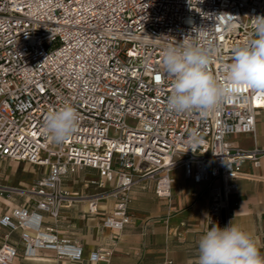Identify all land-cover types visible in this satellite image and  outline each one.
Wrapping results in <instances>:
<instances>
[{
	"label": "built area",
	"instance_id": "built-area-1",
	"mask_svg": "<svg viewBox=\"0 0 264 264\" xmlns=\"http://www.w3.org/2000/svg\"><path fill=\"white\" fill-rule=\"evenodd\" d=\"M254 16H264V0H0V162L47 169L27 189L0 183V200H27L0 220L8 231L0 264L41 251L54 252L58 262L83 260L79 243L44 223L46 215L59 221L63 208L83 200L91 214L98 212L97 197L65 188L68 177L84 170L98 173L91 184L115 203L106 230L118 234L133 223L137 186L171 200L178 168L209 190L204 233L216 223L227 226L238 180L254 178L244 163L258 168L264 158V150H244L230 138L255 135L264 91L242 88L207 116L171 113L173 77L162 54L178 45H211L209 70L221 76L233 49L254 38ZM66 103L78 112L77 130L54 149L44 120ZM129 119L138 127L128 126ZM193 132L202 141L194 152ZM113 255L98 249L90 261L109 264Z\"/></svg>",
	"mask_w": 264,
	"mask_h": 264
},
{
	"label": "crops",
	"instance_id": "crops-1",
	"mask_svg": "<svg viewBox=\"0 0 264 264\" xmlns=\"http://www.w3.org/2000/svg\"><path fill=\"white\" fill-rule=\"evenodd\" d=\"M230 142L244 150L255 147L264 150V113L257 119L255 135H235ZM242 170L254 178L238 180V192L231 198L232 223L248 232L264 255V158L260 167L247 161ZM46 174L47 169L28 163L0 162V183L14 187L27 189ZM172 176L175 183L169 201L158 198L152 191L134 188L130 205L133 223L118 234L102 227L115 203L104 196L105 189L91 184L99 181L98 173L84 170L68 177L65 188L72 194L97 197L98 212L91 214L88 200H83L63 208L59 221L46 215L44 224L55 228L60 237L79 243L84 250L83 260L58 262L54 252L41 251L35 259L20 255L13 264H108L90 261L91 254L98 249L113 250L109 264H197L198 241L204 234L210 193L206 185H196L187 179L182 168L175 169ZM26 202L21 197L1 199L0 220L10 208ZM7 233L0 225V246L6 241ZM18 239L19 235L15 234L11 241L16 243Z\"/></svg>",
	"mask_w": 264,
	"mask_h": 264
},
{
	"label": "clouds",
	"instance_id": "clouds-1",
	"mask_svg": "<svg viewBox=\"0 0 264 264\" xmlns=\"http://www.w3.org/2000/svg\"><path fill=\"white\" fill-rule=\"evenodd\" d=\"M252 24L254 38L233 49L232 62L221 76L209 70L211 45H178L163 51V68L173 77L167 111L207 116L242 88L264 91V16L252 17ZM78 120L75 107L66 103L47 113L43 127L60 144L76 132ZM201 142L196 132L189 135L193 152ZM197 256V264H264L254 238L232 220L225 227L214 224L200 237Z\"/></svg>",
	"mask_w": 264,
	"mask_h": 264
},
{
	"label": "rangeland",
	"instance_id": "rangeland-1",
	"mask_svg": "<svg viewBox=\"0 0 264 264\" xmlns=\"http://www.w3.org/2000/svg\"><path fill=\"white\" fill-rule=\"evenodd\" d=\"M127 123H128V126H130V127H132V128H136V127H138V121L137 120H134V119H129L128 121H127ZM58 145L59 144H57V143H55L54 141H53V148L54 149H56V148H58ZM29 164V163H28ZM31 165V164H30ZM31 166H33V165H31ZM34 167V166H33Z\"/></svg>",
	"mask_w": 264,
	"mask_h": 264
},
{
	"label": "snow or ice",
	"instance_id": "snow-or-ice-1",
	"mask_svg": "<svg viewBox=\"0 0 264 264\" xmlns=\"http://www.w3.org/2000/svg\"><path fill=\"white\" fill-rule=\"evenodd\" d=\"M156 79H157V80H159V79H160V77H159V76H157V77H156Z\"/></svg>",
	"mask_w": 264,
	"mask_h": 264
}]
</instances>
